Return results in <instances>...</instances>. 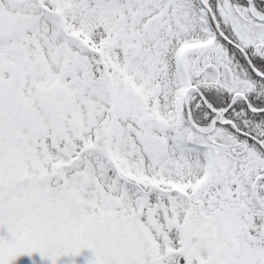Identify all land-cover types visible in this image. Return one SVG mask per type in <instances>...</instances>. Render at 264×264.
Returning <instances> with one entry per match:
<instances>
[{
  "label": "snow or ice",
  "instance_id": "obj_1",
  "mask_svg": "<svg viewBox=\"0 0 264 264\" xmlns=\"http://www.w3.org/2000/svg\"><path fill=\"white\" fill-rule=\"evenodd\" d=\"M0 264H264V0H0Z\"/></svg>",
  "mask_w": 264,
  "mask_h": 264
}]
</instances>
